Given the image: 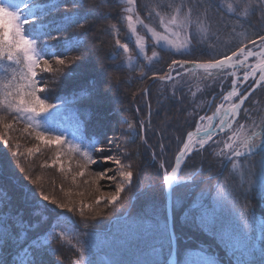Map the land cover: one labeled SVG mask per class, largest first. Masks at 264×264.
<instances>
[{"label": "trees", "instance_id": "obj_1", "mask_svg": "<svg viewBox=\"0 0 264 264\" xmlns=\"http://www.w3.org/2000/svg\"><path fill=\"white\" fill-rule=\"evenodd\" d=\"M54 2L61 4L56 16H63L65 13L73 14L71 20H62L61 17H57L60 24L64 23L65 26H62L65 28L81 27L78 30L79 36L85 41V46L73 44L64 46L68 49L66 55L69 57L66 59L67 67L62 68L61 71L67 73L68 68L75 70V58L83 57V54H79L87 46L90 32L94 27H96L95 34L100 37L99 44H97L101 49L99 55L101 60L111 62L115 67L114 70L109 71L110 82L117 84L122 95L116 92L119 99L116 105L122 116L129 117L134 128V131L128 134L131 142L128 144L125 161L132 166L126 170L134 173L133 185L121 193V198L117 203L104 207L105 204H96L100 194L95 179L89 183L81 182L73 177L74 180L71 182L75 184L66 185L55 171H49L43 167L45 161L42 159H40L42 162L40 164H37L35 159H30L29 167L20 161L16 173L9 174L0 157L3 176L10 175L15 178V185L22 180L33 192L48 195L50 201L55 200L57 204H61L56 194L49 195L51 190L55 191L54 193L58 192L56 188L58 186L76 195L81 202L83 200L84 206L92 205L91 209L86 208L87 210L81 217L74 211L68 212L60 209L62 214L56 216L57 211L55 210L58 209L55 205L49 202L41 205L35 199L24 200L27 202L26 207L21 206L17 209L11 204L8 209L12 214L11 219L6 216L3 224L9 231L13 230V223L20 224L18 228L15 227L12 242L7 246L11 251V258L14 264H29L32 259V250L28 249L27 245L38 236L39 241L46 240V246L38 245L45 264H50L46 254L49 249L54 251L50 257L59 258L63 264H76L77 261L84 264L86 257L91 260V264H166L172 252V241L166 217L164 172H162L161 164L166 161L167 171L171 169L175 155L186 139L185 136L194 130L197 118L204 114L206 107L199 110V116H196L191 126L182 133L179 132L176 126L179 123L176 121L180 119L172 122L170 120L171 117L176 118L177 114L182 115L181 110L177 114L167 116L157 114L162 105L156 102L157 97L154 96L153 91L161 86L158 85L160 83H153L154 78L151 80L150 77H158V80L160 77H168L173 60L214 62L230 56L233 51H239L240 47L250 46L252 40L259 41L258 37L264 35V11H253L254 7L258 8L259 0H214V3L222 6L233 5L232 13L230 10L220 11L212 5L205 4V7L199 10V15L195 13L193 15L204 24V33H198L202 39H198L200 40L198 44L194 41L196 50L193 49L192 56L166 57V50L154 46L148 36H146L147 52L143 54L136 48V38L130 34L127 25L129 14L126 8L129 6L125 0H81V5L77 7H73L69 0H63V2L55 0ZM134 2L136 12L144 24L158 31L161 26L159 20L168 19L174 14L173 9L178 0H134ZM201 2L203 3L204 0ZM165 5L172 7L165 8ZM244 8L251 9V12L246 14ZM101 13L104 15L101 16ZM69 24L71 27L68 26ZM139 31L144 36L146 35L140 29ZM50 43L54 44L53 41ZM204 44L208 47L203 46ZM122 45H127L128 50H124ZM60 50L53 49L57 53ZM153 51L167 62L166 66L160 70H157L159 65L155 63L147 65L153 56ZM98 63V61H86L75 73L62 78L59 86L49 97V102L57 107L50 109L41 117L29 121L24 114H17L13 109L6 110L4 105L0 104V118L16 119L15 121L21 125L30 126L29 128L36 133L43 131L47 134L62 135L64 143L61 145L68 147L79 163L88 164L87 167H90L92 164L87 163L82 153L87 150L94 159L97 158L98 151L92 152V147L99 149L106 143L107 131L103 127L106 123L100 119L98 121L95 116L94 120L97 123L91 126L93 120L87 118L90 112L79 108L78 104L81 99L85 98L81 96L83 94L90 99L89 94L91 93L86 90V83L92 80L99 82L94 73L96 68H99ZM53 66L54 70L61 68L58 64L53 63ZM142 71L146 72V78L144 77L143 80ZM219 72L218 69L213 70L200 77L201 73L196 72L191 75L189 82L185 83L183 76L172 82H166L165 85L171 89L180 87L175 88V92L179 94L194 89L202 93L206 91L212 93L213 89L218 88L224 80L222 75L218 77ZM145 80L148 82L143 87ZM3 82V70L0 67V100H3ZM195 85L198 88H194ZM138 95L140 97L137 98ZM245 110L249 113V119L244 118ZM72 114H77L83 121L82 136H70L59 126L63 116L71 118ZM240 122L245 123V128L248 127V129H253V122L256 125L264 122V90L254 93L245 104ZM257 129L260 130L258 126L253 130ZM176 136L181 138L180 144L175 148V152L168 153L170 143H174ZM6 137L8 144L25 145L19 140H9V135L5 131L0 133V138ZM144 140H147L148 147H145ZM163 145L164 153L160 155L158 151ZM218 151V148L215 149L211 156L207 152L190 156L182 169L180 178L190 177L192 179L186 184L176 186L173 190L172 217L177 240L176 264H259L261 250L264 248V202L251 193L248 200L239 196L241 189L249 188L247 164L242 161V170L237 171L239 173L231 172L230 165L219 162L215 155ZM22 155L27 157H23L26 160L29 158L27 152ZM152 155H155L154 160H152ZM2 180L10 182L9 176ZM12 193L11 190L6 200ZM232 193L238 197L235 201L231 200L230 194ZM72 198L74 199L75 196ZM221 199L228 200L229 203L234 204V207L221 209L217 204V201ZM62 204L70 207L64 201ZM2 207L3 205L0 204V208ZM17 212L19 216L16 215ZM217 219L222 222V227L216 222ZM85 221L91 223L90 229H84L82 222ZM245 221H247V226H245ZM31 224L36 225L35 230L30 229ZM20 229L26 231L27 237L21 241H15L20 237ZM82 230L91 232L88 245L84 244ZM60 233H63V236L58 238ZM81 250L83 254H80ZM0 255L7 258L9 253L1 247ZM17 259L22 262L19 263Z\"/></svg>", "mask_w": 264, "mask_h": 264}, {"label": "snow or ice", "instance_id": "obj_2", "mask_svg": "<svg viewBox=\"0 0 264 264\" xmlns=\"http://www.w3.org/2000/svg\"><path fill=\"white\" fill-rule=\"evenodd\" d=\"M69 2L73 7L81 5V0H69ZM133 2L134 0H129V3ZM205 4L212 5L220 11L230 10L234 7L231 4L226 6L219 5L218 3H214V0H204L203 3L201 0H178L173 9L174 14L164 24V31L165 33L171 31L170 25L179 28L184 32V42L178 43L176 39H170L168 35L157 33L152 29L153 36L157 37V44L160 41H164L180 55H190L191 53L188 51L189 46L192 45L193 41H196L197 44L199 43L197 33L191 31L194 27L192 18L194 13L199 15V10L203 9ZM60 6L61 4L55 2L42 3L40 0H0V67H2L4 76L2 84L3 100H0V104H3L6 110L13 109L17 114H24L29 121L39 118L42 114L48 113L50 109L57 107V105L49 102L50 95L59 86L62 78H67L75 73L87 60V50H84L85 54L82 58H75V70L68 68L67 73L61 71L62 68L67 67L66 59L62 58L66 56V52L68 51L64 46L68 45L72 38L64 37L62 39V33L67 29L51 19L53 13ZM170 7L172 6L165 5V8ZM235 7H239V5H235ZM128 10L131 11V9ZM256 10L264 11V0H259L258 8L254 7L253 11ZM72 15V13H65L61 19L71 20ZM103 15L101 13V16ZM82 18L86 19V17ZM127 19L131 21L132 17L128 16ZM68 26L71 27V24ZM176 35V32H172V36ZM53 40L56 41L55 44L50 43ZM258 40L259 43H257V40H252L250 43L253 47L264 49V35L259 36ZM122 47L124 50H127V45H122ZM245 47H240L238 52L233 51L231 56H225L224 59H217L214 62L197 65L194 61L173 60L171 66L173 70L177 71L178 75L182 70L188 68L189 64H191L193 69L199 67L204 69L205 72H208L210 69L224 70L229 66L227 62L232 61L233 57H237V63L243 65L244 61L239 60L241 55L244 56V60H247L249 56L256 54L251 50L245 52ZM54 48H62L63 50L57 53L53 51ZM141 48H143V45H141ZM181 49H185L186 51H181ZM152 55L153 57H159V54L155 51H153ZM53 61L61 66V68L54 70ZM256 68H259L261 71L260 81H264V64H258ZM250 71L254 73L256 69H251ZM168 78L172 79L170 76ZM248 78L249 74L246 72L242 79H240V83L246 82ZM160 79H164V77H160ZM235 83L233 82V84ZM262 90H264V86H262ZM248 95H250L248 88H244L243 92H238L233 87V90L228 92L227 96H223V100L225 101H232L234 97H239V101L238 103H232L229 109H225L224 104L221 103L216 111L219 113L223 110V115L219 118L217 127H213L209 123L202 130L197 129L198 132L202 131V138L194 142L193 136L191 134L188 136V142L183 143V148L179 150V155L175 158V167H171L170 165L171 172L166 175L169 185L176 178L181 162L189 156L190 150L195 149L197 154L207 152L211 156L213 151L218 148L219 151L215 152V155L221 164L231 165L232 169L237 170L243 166L242 161L247 164L246 173L249 188L247 190L241 189L239 196H242L244 200H248L251 193L264 202V122L259 125L253 122V129L258 126L260 131L253 129L245 131V125L240 124L237 119L241 115L242 106L248 99ZM244 118L249 119L247 110L244 111ZM201 119H204V117H201ZM207 119L211 121L213 118L208 117ZM234 122L237 125L236 127H233ZM6 127H11V125H6ZM226 130L231 133L227 136L226 141L213 139L214 136H218ZM36 139L49 144L53 142L57 144L64 143L62 135H46L43 131L37 132ZM4 144L5 146L7 145L6 140ZM109 144L111 145V141H109ZM144 145L148 147L147 140H144ZM221 145L223 146L221 147ZM29 151H39V148L29 149ZM97 151L110 152L111 147L97 149L93 146L92 152ZM82 154L86 158L87 163L91 164H106L111 159L110 155L94 159L87 150L83 151ZM114 163L121 166V168L123 167L119 159L115 160ZM129 167L132 166L129 165ZM3 172V168L0 167V179L3 178ZM108 172H112V169L107 168L100 171L98 176L110 182H115V190L107 194L101 193L100 198L96 200V204H100L102 201H107L111 204L116 203L120 199L121 193L125 192L126 186L130 189L133 185V171H120L119 175L122 177L120 182H116L115 173L108 176ZM78 175L84 176V171H80ZM13 179L15 180V178ZM16 187L22 200L35 199L41 205L44 202H49L55 205L57 209L68 212L73 211V209L68 208L64 204H57L55 200L50 201L48 195H41L36 191L33 192L22 180H20ZM230 197L232 201L238 198L235 193L230 194ZM0 204L3 205L0 208V221H3L5 216L11 219L12 214L8 209L12 201L11 198L4 199L2 190H0ZM217 204L221 209L234 207V204L229 203L226 199L218 200ZM88 208L91 209L92 205L89 204ZM83 210L84 206L81 203V216L83 215ZM61 214L60 211L55 213L56 216H60ZM16 215L19 216L20 214L17 212ZM205 215L208 214L205 213ZM216 222L222 227V222L219 219ZM82 223L84 229L92 227L90 222L85 221ZM245 226H247V221H245ZM29 227L31 230H35L36 225L31 224ZM14 229V223L12 231H9L6 227H0V241H3L0 247H3L9 253L7 258L0 255V264H14L11 258V251L7 247L12 242ZM81 235L84 237V244L88 245L91 232L82 230ZM62 236L63 233H60L58 238ZM39 243L38 236L34 237L31 242H28L27 248L32 250V259L29 261V264H45L38 248ZM80 254H83V250H81ZM76 264H80V262L77 261ZM84 264H91V260L86 257ZM259 264H264V248L261 250Z\"/></svg>", "mask_w": 264, "mask_h": 264}, {"label": "rangeland", "instance_id": "obj_3", "mask_svg": "<svg viewBox=\"0 0 264 264\" xmlns=\"http://www.w3.org/2000/svg\"><path fill=\"white\" fill-rule=\"evenodd\" d=\"M55 0H41L40 2L44 3V2H54ZM126 4H128L129 7L126 8L127 10V14H129V16L132 17V20L128 21V28L130 29V34H132L133 36H135L136 41V48L143 54H145L147 52V37L148 36L151 39V42L154 46L156 47H160L164 50H166L167 54H165L166 57L169 56H178L180 55L179 53L176 52V50L174 48L169 47L166 42L164 41H160L159 44H157V37L153 36L152 33V27H150L147 24H144L143 20L140 18V16L138 15V13L136 12V6H135V2L133 3H129V0H125ZM125 8V7H124ZM128 9H131V11H129ZM245 9V13H249L251 12V9L249 8H244ZM72 11L76 12L74 9H71ZM231 13H232V9H230ZM248 11V12H247ZM58 14L57 11H55L53 13V16L51 17V19L55 20L58 24H60L59 20L57 19V17H62V16H56ZM236 16V15H235ZM193 19V29H191V31H194L197 33L198 39L200 38L198 33H204V24H202L201 22H199V20L197 18H192ZM170 20V17L168 19L159 20V24L160 29L158 31H156L157 33L160 34H165L168 35L170 39H176L178 43H182L184 42L185 39V35L184 32H182L179 28H176L174 26L170 25L171 31L165 33L164 31V24L167 23ZM142 21V23H141ZM92 23V22H91ZM63 26L64 23L62 24ZM68 28V27H67ZM66 28V29H67ZM81 27H74V28H68L65 32L62 33V39L64 37H71V42L69 44H73V45H81V46H85V41L83 40L84 38H81L79 35L80 33L78 32V30ZM133 29H135V31H133ZM139 29L141 31H143L146 35L144 36L142 33H140ZM95 30L96 27L92 28V31L90 32V36L88 38V43L87 46L84 47L85 50H87L86 55H87V60L86 61H90L92 60V62L98 61V65L99 68H96L97 70L94 71V73H96L97 79H98V83H96L95 80H92V82L90 83H86V90H89V94L90 95V99H87V96L85 94L81 95L83 96L84 99H81L80 103L78 104L79 108H83V110H88L90 113L87 114V118H90V120H93V122L91 123L93 126L94 124H96V120H94L95 116L96 118H98V121L102 120L104 121L106 124L103 125V127H105V130L107 131V133L105 134V140L106 143L104 144V148H108L111 147V151L110 152H99L97 154V158L99 159L100 157L103 156H111V159L106 163V164H92L90 167H87L88 164L85 163H79L73 156V154L70 153V150L65 147L62 146L61 144H57L55 142L53 143H45L42 140H37L36 139V132H34L31 128H29L26 124L25 126L21 125L19 122L14 120H7L4 118H0V133H3V131H5L8 135H9V140H19L21 141L23 144L25 145H11L10 143L5 146L4 142L5 140L8 139L7 137L2 139L0 138V157L2 159L3 165L4 167L7 169V171L9 172V174H14L16 173V170L18 167L19 162L23 161L25 164H27V166L29 165V160L30 159H35V161L37 162V164H40L42 162H40V159L45 161V165L43 167H45L46 170H52L55 171L57 173L58 176L61 177L62 181L66 184V185H71L73 186V184H75L73 181V177H76L77 180H81L82 181H87V182H91L92 179L97 180V186H99L98 188V193L99 198L101 196V193H110L112 191L115 190L114 188V183L115 182H110L107 179H102L98 176V173L100 171H103L107 168L112 169V172H108L107 175L111 176L113 173L116 174V182H120L122 180V177H120L119 172L120 171H125L126 168L130 169L129 167V163L125 162L126 161V157H127V150H128V144L129 142H131V137L128 135L130 134L132 131H134V128L132 126V123H130L131 121L129 120V117H124L121 115V113L119 112V107L118 105V95H117V91L120 93L119 89L117 88V84L116 83H112L111 81V74L109 71L114 70V65H112L111 62H105V60H101L100 52L101 49L99 48V43L98 41H100V37L97 36V34H95ZM172 32H176L177 35L176 36H172ZM202 39V38H200ZM200 41V40H199ZM53 43L55 44L56 41L53 40ZM98 43V44H97ZM68 44V45H69ZM218 44V43H216ZM141 45H143V48H141ZM67 46V45H66ZM194 46V47H193ZM202 46V45H201ZM203 46H207V44H204ZM57 49H61V48H57ZM81 51V53L79 55H84L85 51ZM193 49L194 51L196 50V46L194 41L192 42V45L189 46L188 51H190V53H193ZM128 50V49H127ZM251 50L252 52L256 53L254 56H249L247 58V60H244V56L241 55L239 57V60L244 61L243 65L237 63V57L232 58V61L227 62L229 66H227L224 70H220V72L218 73V77L221 75H224L225 77H228L226 80H223L221 85H218V88L213 89L214 91L211 93L209 92H204L202 93L199 90H191V91H185L184 93H177L175 92V88H180V87H175V88H167V86L165 85V81H163L164 79H159L158 77H150V79L152 80L153 78V83L155 82V84H158L160 87H156V89L153 91L154 96L157 97L156 102H160L158 103L160 106L162 105L160 111L158 110L157 114L158 115H168V114H177L180 110L182 112V115L177 114L176 118H172L170 122H172L173 120L176 119H180L178 121H176L179 124H176V126H178L179 128V132H183L186 128H188L189 126H191L194 123V120L196 119V116H199V110L200 109H204V112L207 114H210L211 112H213V110L218 106V104H220L223 98V94H225L226 92L229 91V89L232 87L233 82L236 83H240V79H242V77L245 75V73L249 72L251 70V68L254 66V64L258 63L259 61H264V55H262V53H264V49H261L259 47H253L252 45H250V47L245 49V52ZM61 51V50H60ZM181 51H186L185 49H181ZM190 54V56H192ZM69 57V55L62 57L67 59ZM95 60V61H94ZM54 65H57L55 62H53ZM157 64L159 65L157 70L162 69L164 66H166L167 62L166 60H163L162 56L160 57H151L150 62L147 65H151V64ZM97 65V66H98ZM54 67V66H53ZM193 70L192 68H186L183 70V72L179 75H182L183 73H186L187 71H191ZM131 72V71H130ZM146 72L142 71V80L145 77ZM76 76V75H74ZM177 76V75H176ZM201 76V74L199 75V77ZM212 76H215L212 74ZM242 76V77H241ZM198 77V78H199ZM146 78V77H145ZM160 82H158V81ZM66 81V80H65ZM119 83H122L120 81H118ZM127 82V81H126ZM147 80H145V82L143 83V87L147 84ZM155 86V85H154ZM173 87V86H172ZM139 90V88L137 89V91ZM209 90V89H208ZM132 91V90H131ZM88 92V91H87ZM116 93V95H115ZM121 95V93H120ZM122 96V95H121ZM140 97V95L137 96V98ZM168 97V98H167ZM122 98V97H121ZM239 97H234L233 100L229 103H236L238 101ZM179 101V102H178ZM158 105V106H159ZM100 119V120H99ZM202 124V123H201ZM6 125H11V127H6ZM29 125V124H28ZM236 125V124H235ZM26 129V130H25ZM248 130V127H246L245 131ZM46 135H52L51 133H45ZM16 135V136H14ZM171 135V134H170ZM230 135V132H226L225 134L221 135V139L222 140H227V136ZM220 139V140H221ZM180 140L181 138L178 136H176L174 143L171 142V147L170 150L168 151V153L170 152H175V148L180 144ZM109 141H111V145L109 144ZM39 148V151H32L30 152L29 149H33V148ZM6 149V151L4 150ZM18 149L20 151H18ZM22 151V153H21ZM164 151V145L160 146L158 153L160 155H163ZM19 154H18V153ZM27 155H29L28 159H24L27 158L25 155H22L23 153H26ZM7 155H10L11 157H8ZM168 155V154H167ZM8 157V158H7ZM24 157V158H23ZM169 157V156H168ZM167 157V160H168ZM46 158V159H45ZM155 155H152V160H154ZM119 159L121 161V165H123V167L121 168V166H118L114 163L115 160ZM165 161V160H164ZM169 161V160H168ZM34 162V161H33ZM166 161L161 164L162 166V172H164V178H163V183H164V179L165 176L167 174V166H165ZM24 164V165H25ZM43 165V164H42ZM26 166V165H25ZM32 166V165H31ZM47 166V167H46ZM83 166V167H82ZM0 167H2L1 163H0ZM29 167V166H28ZM230 171L231 172H237L239 170L242 169H232L231 165H230ZM244 170V169H243ZM80 171H84V176H80L78 175V173ZM242 172V171H241ZM239 173V172H237ZM47 174H49L47 172ZM46 175V174H45ZM63 175V176H62ZM7 176H9V180L8 181H3L2 179H0V190L3 191V196L4 199L6 200V197L8 196V193L12 190V194L10 195L11 201H12V205H14V207L17 209L18 207L21 208V206L26 207V203L24 200L21 199L17 187L15 185V180L10 176V175H5L3 176V179L5 180V178H7ZM241 176V175H239ZM246 177V176H244ZM72 178V180H70ZM192 178L188 177L187 179H179V185L182 184H186L187 182L191 181ZM55 187V186H53ZM58 192L54 193L52 190L50 191L51 193H49V195H55L56 197H58L59 199V203L62 204V202L64 201L65 204L69 205L70 209H73V211L75 213H77L79 216L80 215V207H81V203H83L84 206V201L82 200V202L80 201V198H76V195L70 194L68 192H66V190H64L63 188H59L58 186L56 187ZM127 188V186H126ZM32 189L34 190V188L32 187ZM61 194V195H60ZM64 196V197H63ZM75 198L73 199L72 197ZM121 198V196H120ZM120 200V199H119ZM118 200V201H119ZM117 201V202H118ZM116 202V203H117ZM102 205L105 204L104 207H109L111 205V203L108 204L107 201H102L101 202ZM113 205V204H112ZM68 207V206H67ZM86 208H88L87 204L86 206H84V210H83V215L84 212L87 210ZM103 208V207H102ZM55 211H60L55 210ZM61 212V211H60ZM82 215V216H83ZM81 216V217H82ZM6 217V216H5ZM20 224L15 225L16 228H18ZM19 235L20 237L16 238L15 241H21L23 240L25 237H27L26 235V231H24L23 229L19 230ZM40 246H46V240L42 239L39 243ZM46 254L49 257V263L50 264H63L61 262V260L57 257H50V254H54V251L52 250H47Z\"/></svg>", "mask_w": 264, "mask_h": 264}, {"label": "water", "instance_id": "obj_4", "mask_svg": "<svg viewBox=\"0 0 264 264\" xmlns=\"http://www.w3.org/2000/svg\"><path fill=\"white\" fill-rule=\"evenodd\" d=\"M201 136L199 134L197 135H194L193 137V141L195 142L196 140L200 139ZM188 142V140L186 141V143ZM179 155V154H178ZM177 155V156H178ZM184 161L181 162V165H180V169H181V166L183 164ZM175 167V163H174V166ZM180 169L177 173V176L180 172ZM176 176V178H177ZM176 178L173 180V182L171 183V185L168 186V188L166 189V192H165V206H166V215L168 217V229H170V236H171V239L173 240V247H172V254L171 256L168 258V261L166 262L167 264H175V257H176V240H175V233H174V229H173V224H172V217H171V213H172V201H173V194H172V191H173V188L175 186V182H176Z\"/></svg>", "mask_w": 264, "mask_h": 264}, {"label": "bare ground", "instance_id": "obj_5", "mask_svg": "<svg viewBox=\"0 0 264 264\" xmlns=\"http://www.w3.org/2000/svg\"><path fill=\"white\" fill-rule=\"evenodd\" d=\"M258 64H264V61H262V63L261 62H259ZM257 64V65H258ZM255 69H256V71L254 72V73H251V76H255V75H261V71H260V69L259 68H256L255 67ZM228 108H231V106L230 107H228ZM217 113V112H216ZM223 115V110H221V112H219V113H217L216 114V119H217V122H216V124L218 125V121H219V118L221 117ZM214 122V120L212 119L211 121H209V120H207V122L205 123V126H199L198 127V129H203L204 127H206L209 123H213ZM216 125V126H217ZM212 126H213V124H212ZM198 132V131H197ZM200 133H202V131L200 132ZM192 150H194V149H192ZM165 181H166V183H167V180L165 179Z\"/></svg>", "mask_w": 264, "mask_h": 264}]
</instances>
